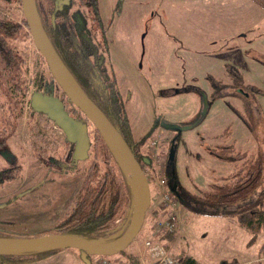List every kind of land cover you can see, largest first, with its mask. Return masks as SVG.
I'll list each match as a JSON object with an SVG mask.
<instances>
[{
  "label": "rangeland",
  "instance_id": "374dc122",
  "mask_svg": "<svg viewBox=\"0 0 264 264\" xmlns=\"http://www.w3.org/2000/svg\"><path fill=\"white\" fill-rule=\"evenodd\" d=\"M97 2L100 17L109 28L111 57H107L108 66L121 93L133 137L136 141L143 140L141 151L147 153L146 158L153 165L152 149L157 150L162 170L156 164L143 167L151 187V209L146 213L140 233L123 252L111 258L88 256L85 261L78 250H64L27 264H102L103 261L114 264L123 261V257H137L139 253L135 251L141 250L146 240L147 219H154L152 214L156 209L160 213L163 201L160 194L169 192L174 197L170 188L164 190L159 186L162 175L168 176V163L174 167L178 184L190 194L199 195L233 171L232 165L211 155L214 148L230 144L240 152H259L264 161L262 7L253 0ZM78 6L76 2L74 9ZM8 9L7 14L15 21L24 17L18 5ZM89 26L99 34L100 28L95 21H89ZM22 31L16 51L25 62L23 85L29 88L28 103L32 94L38 93L33 79H46L49 71L40 60L30 33L26 29ZM97 38L101 40L100 35ZM97 44L100 46L99 42ZM6 90L7 87L4 90L0 87V105L10 106L8 115H12L16 100L5 96ZM13 119L14 116L12 124H8L12 129L2 132L5 128L0 126L3 133L0 138H5L7 146L4 149L17 157V179L0 186V237L6 234L28 239L51 236L64 218L66 207L82 188L90 161H81L75 171L67 174L50 171L48 158L53 150H49L48 141L53 134L57 136L63 132L52 122H42L32 115L26 104L21 117ZM244 119L253 124L252 128ZM31 127L36 132L43 131L41 149L49 150L43 156L37 155L29 145ZM154 140L159 145L152 148ZM4 149L2 146V151ZM61 150H54V156L62 154ZM7 154L5 151L0 155V169L9 168ZM155 181L158 188L153 190ZM255 192H264V171ZM175 201L179 223L182 207L177 198ZM131 215L128 208L101 240L108 241L118 235ZM193 217L189 228L200 234L204 221ZM217 223L218 220L205 226L213 236L234 227ZM187 244L194 248L198 243L187 238L182 245ZM170 253L175 254L173 250Z\"/></svg>",
  "mask_w": 264,
  "mask_h": 264
},
{
  "label": "trees",
  "instance_id": "16d2710c",
  "mask_svg": "<svg viewBox=\"0 0 264 264\" xmlns=\"http://www.w3.org/2000/svg\"><path fill=\"white\" fill-rule=\"evenodd\" d=\"M253 1L264 9V0ZM76 2L79 6L74 9ZM96 2L97 0H68L67 3L56 4L54 0H36V6L41 24L51 44L81 89L123 137L141 168L149 164L153 166L151 162H148L150 159L146 158L147 153L141 151L143 140L136 141L133 137L121 93L116 80L110 73L108 58L102 57L99 51L101 49L107 53V47L106 49L103 46L99 47L95 42V32L89 26V21L95 20L93 16L96 12ZM15 4L22 11L21 0H0V82L3 84H0V87L3 90L7 87L6 93L3 91L5 96H11V100L14 98L16 100L14 104L17 105L13 107L12 115H8L10 106L0 105V126L5 128L2 132L12 129L13 126L8 125L12 124L11 118L14 116L13 120H18L25 104L32 115L38 116L42 122L51 123L46 116L32 111L30 102L26 101L29 88L28 86L24 88L23 85L25 62L16 51L18 46L16 42L20 40L19 36L23 33V29H26L27 33L29 31L24 17L15 21L7 14L8 8ZM53 14L55 19L52 22ZM94 50L98 51L97 57H90ZM39 56L47 67L44 58ZM33 83L36 84L38 93L43 92L44 95L59 99L69 115L87 124L89 129L90 149L86 160L90 161L89 169L85 173L82 188L76 192L74 200L66 207L64 218L56 225L53 235H64L83 241L100 240L113 229L115 220L128 208L129 212H133L135 190L131 179L95 128L92 130L91 124L84 115L67 100L50 71L48 78H36L33 79ZM244 122L252 128L251 122L249 124L246 119ZM29 132L31 138L29 145L37 155L43 156L49 150H53V155L48 158L50 171L67 174L77 169V164L81 162L74 160V145L67 141L63 133L57 136L53 134L52 139L48 141L49 150H44L41 149L43 131L39 129L36 132V129L31 127ZM4 139L0 138V155L6 151L11 161L7 163L8 173L0 181V186L6 181L12 182L17 179V157L4 149L7 147ZM61 148L62 154L59 152L54 156V150ZM211 155L232 165V173L218 179L210 185L208 191L199 195H193L187 191L181 192L179 203L192 213L217 210L226 215L239 216L241 225L254 240L264 233V192L258 194L255 192L264 171L261 153L240 152L233 145L224 144L214 148ZM123 229L119 235L124 232ZM6 235L4 237L22 238ZM58 251L45 250L6 256L0 257V260L2 264L7 262L27 264L46 259ZM180 264L198 263L193 258L184 256L180 259Z\"/></svg>",
  "mask_w": 264,
  "mask_h": 264
},
{
  "label": "water",
  "instance_id": "95a60500",
  "mask_svg": "<svg viewBox=\"0 0 264 264\" xmlns=\"http://www.w3.org/2000/svg\"><path fill=\"white\" fill-rule=\"evenodd\" d=\"M58 1V0H56ZM68 0L64 3H67ZM24 19L38 53L46 61L54 81L67 100L76 107L99 133L109 150L114 154L125 173L131 179L135 190V204L131 218L124 232L101 244L83 241L64 235H51L35 239L0 237V257L14 256L45 250L74 249L81 252L83 259L88 256L111 258L123 252L140 233L146 213L150 207L151 194L143 169L131 152L129 146L109 122L103 112L88 98L59 58L51 44L39 18L36 0H21ZM52 15V22L54 21ZM32 111L46 116L60 129L67 141L74 145L73 158L81 162L88 159L90 139L88 125L77 121L66 111L59 99L34 93L30 98Z\"/></svg>",
  "mask_w": 264,
  "mask_h": 264
},
{
  "label": "crops",
  "instance_id": "0c3cea01",
  "mask_svg": "<svg viewBox=\"0 0 264 264\" xmlns=\"http://www.w3.org/2000/svg\"><path fill=\"white\" fill-rule=\"evenodd\" d=\"M167 174L169 185H171V192L177 199H179V197L181 196V192L185 191V189L178 184L177 179L174 176V167L172 166L171 162L167 164ZM153 185V190L156 189V187L158 188L157 181H155ZM152 204L154 205V203ZM181 207L182 208H180L178 214L179 223L173 234L168 235L158 232L155 228L154 220L150 217L145 223L144 239L159 241L169 252L173 250L175 254L172 255H177L174 257L178 260H180L184 256H189L193 258L198 264L264 263V233L259 235L262 236V240H259V236H257L253 240L251 234L241 225L239 216L226 215L217 210H215L214 212L211 211L203 213H192L182 205ZM188 214L190 216H188ZM193 216H195L196 218H202V220L204 221L203 231L200 234L199 232H195L189 228V221L191 220V218H194ZM217 220V224H219V226L225 225L227 227H234H232L231 229L227 228L228 230L225 229L224 231L220 232V234L213 236L211 235V232L206 230V228L209 227L211 223ZM226 222H228L229 225H226ZM206 225L207 227L205 228ZM187 238H191L193 241H197V246L193 248L188 244L182 245V242L184 243L185 241H187ZM252 249L254 250L253 255H250L252 253ZM62 251L64 250L58 252ZM135 253H139L137 257H129L128 259H125V257H123V261L114 264H141L143 261L150 262L147 257L144 245L141 250L139 249L135 251ZM80 256H82L81 253Z\"/></svg>",
  "mask_w": 264,
  "mask_h": 264
},
{
  "label": "built area",
  "instance_id": "2783aa9c",
  "mask_svg": "<svg viewBox=\"0 0 264 264\" xmlns=\"http://www.w3.org/2000/svg\"><path fill=\"white\" fill-rule=\"evenodd\" d=\"M159 145L157 140L151 142L152 148ZM151 156L154 157V165H159L162 170V161L157 154V150L152 149ZM160 179V178H159ZM159 186L164 190L171 188L169 185L168 176L163 174L161 180L159 181ZM171 191V190H170ZM163 201L161 208L159 207L160 213H157V209L153 211L152 216L154 217V225L158 232L165 234H173L178 225V217L176 215V201L175 197L170 196L169 192H163L160 194ZM174 199V200H173ZM152 201V200H151ZM150 209V208H149ZM117 236V235H115ZM114 236V237H115ZM103 240H94L93 243L101 244ZM144 248L147 253V257L150 262L143 261L141 264H180V260L175 258L171 253L163 246L159 241L146 239L144 242ZM102 264H110L108 261H103Z\"/></svg>",
  "mask_w": 264,
  "mask_h": 264
},
{
  "label": "flooded vegetation",
  "instance_id": "af4514ba",
  "mask_svg": "<svg viewBox=\"0 0 264 264\" xmlns=\"http://www.w3.org/2000/svg\"><path fill=\"white\" fill-rule=\"evenodd\" d=\"M66 1L67 0H58V1L54 0V2L56 4L64 3ZM93 17H95L94 21L99 25V28H100L99 34H98V32H95V36H96L95 42L98 43L99 39L97 38V36L100 35L101 40H100V46L99 47L101 48L102 46H104L105 49L107 47V49H106L107 53L101 49L99 51H100V53H102V57H111V54L109 52L110 51V45H111V42H110L109 37H108V29L109 28L107 25H105L103 23V21L100 17L99 9H98V2H96V12H95V15ZM51 20H52V16H51ZM97 55H98V51L94 50V52L90 54V57H97ZM9 159H8V157L6 158L7 163H9L11 161V160L9 161ZM6 173H8L7 169H3V168L0 169V181L3 179V177L5 176Z\"/></svg>",
  "mask_w": 264,
  "mask_h": 264
}]
</instances>
